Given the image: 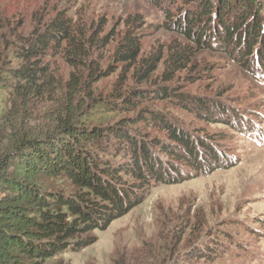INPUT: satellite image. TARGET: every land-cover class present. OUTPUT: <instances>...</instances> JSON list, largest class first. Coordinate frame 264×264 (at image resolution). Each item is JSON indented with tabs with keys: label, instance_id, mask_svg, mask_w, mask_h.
<instances>
[{
	"label": "trees",
	"instance_id": "16d2710c",
	"mask_svg": "<svg viewBox=\"0 0 264 264\" xmlns=\"http://www.w3.org/2000/svg\"><path fill=\"white\" fill-rule=\"evenodd\" d=\"M180 1L184 14L172 21L177 30L248 70L264 69V0ZM99 34L58 15L31 37L10 43L0 37V264H46L79 251L97 241L95 230L141 203L152 184L176 183L194 168L219 163L211 136H194L141 104L165 98L166 87L125 89L122 74L110 98L96 95L92 84L103 69L89 58L108 39ZM195 51L173 49L166 81L191 64ZM50 52L74 68L66 81L44 61ZM140 53L139 36L128 30L115 57L143 84L164 53ZM210 102L190 97L184 104L207 117L219 108ZM145 122L164 135H151Z\"/></svg>",
	"mask_w": 264,
	"mask_h": 264
},
{
	"label": "rangeland",
	"instance_id": "374dc122",
	"mask_svg": "<svg viewBox=\"0 0 264 264\" xmlns=\"http://www.w3.org/2000/svg\"><path fill=\"white\" fill-rule=\"evenodd\" d=\"M184 9L180 0L162 6L152 0H0L5 42L31 37L58 15L107 36L106 46L89 58L103 69L92 84L96 95L110 98L122 74L125 89L162 85L165 98L141 104L194 136H211L219 153V163L205 164L203 171L194 168L176 183L152 184L141 203L94 231L95 243L64 251L46 264H264V69L248 70L223 50L199 47L172 25ZM128 30L139 36L140 58L164 53L143 84L115 57ZM179 46L196 50L192 62L166 81L170 56ZM58 53H48L44 61L66 81L74 68ZM190 97L209 99L219 108L204 117L200 108L184 104ZM145 123L151 135H164Z\"/></svg>",
	"mask_w": 264,
	"mask_h": 264
}]
</instances>
